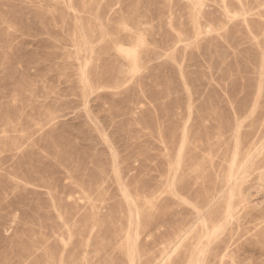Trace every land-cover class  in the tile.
Wrapping results in <instances>:
<instances>
[{"label":"rangeland","instance_id":"374dc122","mask_svg":"<svg viewBox=\"0 0 264 264\" xmlns=\"http://www.w3.org/2000/svg\"><path fill=\"white\" fill-rule=\"evenodd\" d=\"M263 152L264 0H0V264H264Z\"/></svg>","mask_w":264,"mask_h":264},{"label":"bare ground","instance_id":"6f19581e","mask_svg":"<svg viewBox=\"0 0 264 264\" xmlns=\"http://www.w3.org/2000/svg\"><path fill=\"white\" fill-rule=\"evenodd\" d=\"M128 54H129V53H128ZM131 54H132V53H131ZM263 153H264V152H263ZM261 156H262V155H261ZM251 159H252V158H251ZM252 161H253V159H252ZM248 162H249V160H248ZM250 164H251V163H250ZM260 164H264V163H260V162H259V163L256 164V166H255V164H254V165H253L254 167H253V170H252V171H258V172H257L258 175H257V178H256L257 181H260V179H261V177H262V175H263V170H260L261 167H259ZM245 166H246V165H245ZM239 172H240V171H239ZM235 173H236V172H235ZM241 173H242V172H241ZM238 174H239V173H238ZM236 178H237V177H236ZM235 181H236V180H235ZM233 184H234V183H233ZM256 185H257V184H256ZM256 185H255V186H256ZM240 195H241V194H240ZM241 199H242V198H241ZM238 202H239V201H238ZM230 208H231V207H230ZM236 210H237V209H236ZM235 212H236V211H235ZM234 219H235V218H234ZM179 235H180V234H179ZM177 236H178V235H177ZM177 236H176V237H177ZM172 243H173V242H172ZM168 247H169V246H168ZM227 252H228V251H227Z\"/></svg>","mask_w":264,"mask_h":264}]
</instances>
